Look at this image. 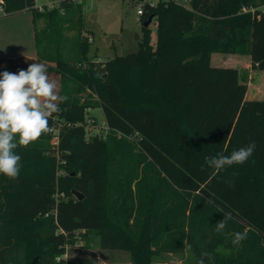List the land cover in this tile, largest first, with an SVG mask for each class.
I'll return each instance as SVG.
<instances>
[{
    "label": "trees",
    "instance_id": "1",
    "mask_svg": "<svg viewBox=\"0 0 264 264\" xmlns=\"http://www.w3.org/2000/svg\"><path fill=\"white\" fill-rule=\"evenodd\" d=\"M1 1L2 15L30 10L35 26L44 19L48 29L35 27L36 57L0 58V74L42 63L68 100L49 118L50 128L62 124L58 146L51 131L17 144L19 175L0 174V264H98L82 255L57 260L90 233L127 250L133 264H153L163 251L190 252L193 264L202 252L213 264H264V99L247 97L236 67L211 63L214 53L246 54L264 70V0L161 1L141 16L138 51L104 63L90 56L79 1L42 12L35 0ZM151 16L156 43L144 25ZM67 25L72 39L63 37ZM97 107L105 127L92 134L87 112ZM253 142L242 165L214 172L206 164ZM223 213L232 219L217 233Z\"/></svg>",
    "mask_w": 264,
    "mask_h": 264
},
{
    "label": "rangeland",
    "instance_id": "2",
    "mask_svg": "<svg viewBox=\"0 0 264 264\" xmlns=\"http://www.w3.org/2000/svg\"><path fill=\"white\" fill-rule=\"evenodd\" d=\"M79 2L85 10L83 22L87 31L83 33V38L89 41L92 38L90 56L95 61L104 63L117 56H125L138 51L144 37V30L143 20L137 14V0H79ZM176 2L185 7L191 6L190 0H176ZM27 12L32 14L30 10ZM36 26L39 32L48 29L44 19L39 20ZM149 30L151 42L156 43L157 27L150 24ZM75 34L71 25H67L63 30L64 38L72 39ZM42 45L45 49L47 48V51L51 53L54 51L52 38L46 37ZM33 48L36 49L35 45ZM35 52L37 55V50ZM211 63L214 66L236 67L240 71L242 80L248 83L247 97L264 99V70L254 68L248 55L214 53ZM92 99L95 100L94 97ZM87 118L90 119L88 127L90 133L94 134L105 127L102 108H90ZM57 158L59 159V156ZM62 171L59 172L62 173ZM65 254L67 256H92L98 264H133L132 256L127 250L102 246L100 238L95 233H90L86 239H76L74 243L66 247ZM66 258L64 256L61 261H65ZM152 258L153 264H193L190 252L163 251L156 253Z\"/></svg>",
    "mask_w": 264,
    "mask_h": 264
},
{
    "label": "clouds",
    "instance_id": "3",
    "mask_svg": "<svg viewBox=\"0 0 264 264\" xmlns=\"http://www.w3.org/2000/svg\"><path fill=\"white\" fill-rule=\"evenodd\" d=\"M0 76V174L14 179L22 167L21 156L14 153L17 144L27 147L42 134L50 132L49 118L60 111L58 102H66L68 97L58 94L57 82L49 78L42 63L30 64L26 70H19L18 74L4 71ZM255 148L253 142L233 150L229 156L221 153L207 157L206 164L214 172L234 164L242 165L253 155ZM230 219V213H223V219L217 221L215 231L222 232ZM233 235L231 243L237 246L247 239L248 230ZM191 247V244H187L186 250ZM213 262L214 257L210 253L202 252L197 264Z\"/></svg>",
    "mask_w": 264,
    "mask_h": 264
},
{
    "label": "crops",
    "instance_id": "4",
    "mask_svg": "<svg viewBox=\"0 0 264 264\" xmlns=\"http://www.w3.org/2000/svg\"><path fill=\"white\" fill-rule=\"evenodd\" d=\"M35 27L33 14L27 11L0 16V58L36 57Z\"/></svg>",
    "mask_w": 264,
    "mask_h": 264
},
{
    "label": "built area",
    "instance_id": "5",
    "mask_svg": "<svg viewBox=\"0 0 264 264\" xmlns=\"http://www.w3.org/2000/svg\"><path fill=\"white\" fill-rule=\"evenodd\" d=\"M63 0H35V8L42 12L44 10H51L54 8H60L61 3ZM69 1H79V0H69ZM161 1H168V0H137V14L141 17L145 11L146 8H154L160 3ZM2 1L0 2V15L5 14V10L2 7ZM243 10H246L243 8ZM150 24H154V26H158V21L156 18H152V21ZM92 40V38H91ZM90 125V119L88 120V127ZM87 127V128H88ZM62 128V124L57 122L54 123L53 126L51 127V133H52V139L51 142L53 145L58 146L59 140H60V131ZM104 128V127H103ZM107 130V127H106ZM99 132V131H98ZM67 257V254L58 257V261H61L63 257Z\"/></svg>",
    "mask_w": 264,
    "mask_h": 264
},
{
    "label": "water",
    "instance_id": "6",
    "mask_svg": "<svg viewBox=\"0 0 264 264\" xmlns=\"http://www.w3.org/2000/svg\"><path fill=\"white\" fill-rule=\"evenodd\" d=\"M152 18H153V16L149 17V19L145 22L144 25H145V26H148V25L151 23ZM73 194H74L79 200L83 199V197H84L82 193H80V192H78V191H76V190H73Z\"/></svg>",
    "mask_w": 264,
    "mask_h": 264
}]
</instances>
